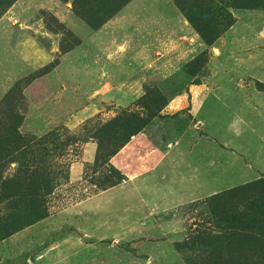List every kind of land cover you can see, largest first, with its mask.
<instances>
[{"label":"rangeland","instance_id":"obj_1","mask_svg":"<svg viewBox=\"0 0 264 264\" xmlns=\"http://www.w3.org/2000/svg\"><path fill=\"white\" fill-rule=\"evenodd\" d=\"M262 5L0 0V136L17 128L27 151L49 150L42 159L29 154L27 163L59 171L45 198L49 216L0 241V264H14L12 256L22 253L10 245L26 247L22 263L57 245V261L48 256L37 264L205 259L199 236L221 231L207 199L264 176ZM156 89L167 102L158 112L146 106L151 99L142 101ZM125 110L157 114L111 160L126 179L102 190L110 171L93 162L84 141H97L91 136ZM16 167L7 162L4 175ZM21 199L11 197L9 211L0 203V219H22Z\"/></svg>","mask_w":264,"mask_h":264},{"label":"trees","instance_id":"obj_2","mask_svg":"<svg viewBox=\"0 0 264 264\" xmlns=\"http://www.w3.org/2000/svg\"><path fill=\"white\" fill-rule=\"evenodd\" d=\"M237 6L258 8L260 5L239 2ZM262 6L264 8V5ZM187 18L196 24V19L190 14H187ZM235 22V17H232L223 31L232 27ZM218 36L217 33L214 37H205V39L207 43L212 44ZM159 98L163 99L161 105L154 101ZM150 99L152 100L150 105L146 106H154L157 112L167 104L166 96L159 89L151 94L146 92L142 97V101ZM157 112L145 117L125 110L108 121L107 125L110 128L102 130L101 134L91 136L97 140V151L93 162L110 171L104 176L105 182L100 184L102 190L126 179L123 172L113 165L111 160L133 136L147 127ZM28 143L26 135L17 128L0 136V203L6 204L9 211L10 207L7 203L11 197L17 194L25 197L18 202L23 214L22 219H14V215L0 219V241L49 216L45 198L54 192L56 186L53 180L56 179L57 183L59 171L30 166L26 161L29 154L42 159L48 155L49 150L46 148L39 154L38 149L37 153H33L34 151L25 149ZM62 154L60 153L59 156ZM9 161L17 162V167L13 176L8 177L4 175V166ZM206 203L211 214L219 218L218 226L221 231L214 235L212 231L207 230L199 236L200 244L206 251V258L194 264H264V176L216 192L207 199Z\"/></svg>","mask_w":264,"mask_h":264},{"label":"crops","instance_id":"obj_3","mask_svg":"<svg viewBox=\"0 0 264 264\" xmlns=\"http://www.w3.org/2000/svg\"><path fill=\"white\" fill-rule=\"evenodd\" d=\"M131 142H132V140L125 147H123L120 152H123L124 153L125 150H126V148H129V146L133 145V143L131 144ZM84 147H85V150H90L91 151V153L93 154L94 159H95V155H96V151H97V142L96 141H88V142H85ZM77 168H78V165H75V166L72 165V172H71L72 177H77V175H78V169ZM11 237H12V235H11ZM10 246L11 247L12 246L15 247V248H13L14 251L16 249L22 251V253L19 252L18 254H14L12 256V258L14 260V264H27V263L28 264L29 263L30 264H37V262L43 260L44 258H46L48 256H53V259H52L53 261H57L58 260L57 258H59L58 255H56L58 253V249L57 248H59V246L57 245L56 247H51L52 248L51 251H49V253H47V254L46 253L38 254V257L39 258L41 257V259H39V261L34 262V260L32 258L28 257L27 258V262L26 263H24V262L22 263V260H23V258L25 257V254H26L25 253V248L26 247H24V245H10ZM3 247H4V245H0V248L1 249H3ZM44 255H46V256H44Z\"/></svg>","mask_w":264,"mask_h":264}]
</instances>
